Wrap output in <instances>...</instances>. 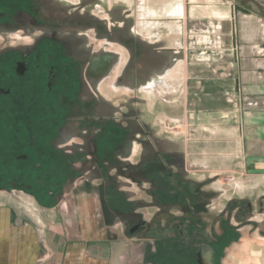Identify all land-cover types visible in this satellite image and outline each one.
Masks as SVG:
<instances>
[{
    "label": "rangeland",
    "instance_id": "374dc122",
    "mask_svg": "<svg viewBox=\"0 0 264 264\" xmlns=\"http://www.w3.org/2000/svg\"><path fill=\"white\" fill-rule=\"evenodd\" d=\"M178 1L109 0L131 9L137 28L150 30L152 38L164 39V45L173 46L181 39L185 49L210 50L199 56L197 52L193 53L195 58L191 62H197L198 57L210 59L208 62L212 61L231 76L230 65L234 60L231 22L221 21L219 13L212 20L210 11L206 9L208 0H202L205 3L199 0L204 7L193 9L188 4L191 0L182 7H177ZM180 8L184 11L182 24L180 19H169L166 14L167 10H172L170 17L175 18ZM165 17L167 19H163ZM50 49V53H43L37 62L39 68L32 64L29 74L23 78L14 74L16 59L0 62V83L20 82L17 96L20 102L6 101L0 96V200L8 199L18 211L31 210L38 214L39 228L50 227L53 223L70 227V232H74L86 224L87 227L104 228L106 240L123 247L128 244L139 248L134 244L136 239L126 233L127 228L139 218L145 219L151 226L147 242L157 244L166 237L165 234L168 239L172 235L178 237L174 227L179 224L178 213L188 216L187 235L194 230V223L190 221L197 216L194 211H201V219L207 222L206 211L211 207L208 205V194L212 190L224 193L223 189H226L225 192L230 191L234 196L264 193V180L240 183L237 176L227 172L199 177L189 171L185 139L178 124L173 121L177 108L173 104L167 111L168 115L164 113V97L171 102L176 96L174 93L165 96L160 86L155 93L146 95L148 105L141 108L152 112L148 119L151 129L149 138H144L142 130L137 129L133 114L126 112V105L123 109L118 107V124L113 125L118 134H113V137L102 135L101 138V135L88 132L94 130L96 121L94 118L84 120L83 104L76 100L73 106L65 109L45 89V69L55 48ZM57 53L61 59L60 63L55 62L57 70L61 71L59 84L75 88L77 74L73 69L77 66V57ZM67 63L71 65L69 70H66ZM76 91L73 89V92ZM104 93L117 95L114 90ZM69 95L66 99L70 98ZM84 131L86 138H82ZM199 133L211 135L208 132ZM213 146L201 142L195 144V149L209 147L211 150H222L223 144L219 142ZM21 155H26V158L21 159ZM82 162H86L85 168L80 167ZM224 204L220 202L214 209H221ZM26 215L22 213L24 220H30L26 219ZM186 241L183 238L179 244L162 252L156 246L149 249L141 246L139 250L142 249L140 252L145 259L130 258L136 264H191ZM251 258L253 264L261 263L259 252Z\"/></svg>",
    "mask_w": 264,
    "mask_h": 264
},
{
    "label": "flooded vegetation",
    "instance_id": "af4514ba",
    "mask_svg": "<svg viewBox=\"0 0 264 264\" xmlns=\"http://www.w3.org/2000/svg\"><path fill=\"white\" fill-rule=\"evenodd\" d=\"M140 24L143 25L142 22ZM151 34L148 29L137 28L131 9L109 0H0V62L16 59L14 74L23 78L29 74L32 64L39 68L37 62L43 53L55 48L45 69V89L65 109L79 100L85 110L82 115L84 120L94 118L96 121L97 128L88 132L101 135V138L102 135L113 137L118 132L113 125L118 124V107L123 109L124 105L127 114H133L137 129L142 130L144 138H149L151 129L148 119L152 112L148 108L146 111L141 109L148 105L146 95L149 90L164 85L165 77L186 60L190 64L195 58L193 53L197 52L199 56L210 51H200L199 48L196 51L192 47L185 49L181 39L173 46L164 45V39L153 36L154 40ZM56 51L68 57H77V66L73 69L77 74L75 88L59 84L61 71L57 70L55 62L61 59ZM69 66L67 63L66 70L70 69ZM234 78L235 93L238 95L235 73ZM19 83H0V96L6 101L20 102L17 98ZM73 89L78 92H73ZM106 90H114L117 95L108 96L104 93ZM67 94H70L68 99ZM82 138H86V131ZM21 156L26 158V155ZM71 165L74 169V161ZM85 166L86 162L80 164L81 168ZM214 191L208 194V205L212 208L206 211L207 222L201 219V211H194L197 216L190 219L191 224L194 223L190 235L185 230L189 228L186 225L188 216L183 213L176 215L179 224L174 227L178 237L172 235L168 239L165 234L160 243L147 242L151 226L143 218L129 226L126 233L136 239L134 244L139 248L156 246L159 251L170 250L186 238L191 264L233 263L230 257L235 249L232 248H238L246 226L258 224L256 206L264 210V197L256 202L236 197L224 200L223 193ZM220 202L225 203L224 206L214 209Z\"/></svg>",
    "mask_w": 264,
    "mask_h": 264
},
{
    "label": "crops",
    "instance_id": "0c3cea01",
    "mask_svg": "<svg viewBox=\"0 0 264 264\" xmlns=\"http://www.w3.org/2000/svg\"><path fill=\"white\" fill-rule=\"evenodd\" d=\"M187 2L179 0L177 7ZM199 2L191 0L189 8L204 7L200 3L205 2ZM206 4L212 20L219 13L220 20L231 22V27L235 21L239 93H235L234 60L230 65L231 76L212 61L208 62L210 59L198 57L197 62L190 64L186 60L160 85L162 94L176 96L171 102L164 97V113L168 115L173 104L177 108L173 121L185 139L190 172L199 177L227 172L237 176L240 183L264 180V0H208ZM171 11L167 10V17L180 19L182 24V8L177 10L175 18L170 17ZM231 37L233 40L232 28ZM157 88L150 89V95ZM199 132L211 135L203 136ZM201 142L207 146L222 142L223 147L215 151L209 147L195 149V144ZM225 191L224 200L236 197L256 202L264 197V193L234 196ZM14 206L8 199L0 200V264H136L130 256L134 260L144 258L142 249L128 244L123 247L104 239V228L85 224L70 232V227L52 223L43 229L39 228L38 214L31 210L18 211ZM256 210L258 224L245 227L240 246L232 248L235 251L230 264H253L251 257L258 252L261 261L258 264H264V232L260 233L264 231V210L257 206ZM24 212L30 220H24Z\"/></svg>",
    "mask_w": 264,
    "mask_h": 264
},
{
    "label": "water",
    "instance_id": "95a60500",
    "mask_svg": "<svg viewBox=\"0 0 264 264\" xmlns=\"http://www.w3.org/2000/svg\"><path fill=\"white\" fill-rule=\"evenodd\" d=\"M234 16V13H233ZM232 27H233V48H234V56H235V63H234V69H235V76H236V92L239 93V80H238V52H237V44H236V38H235V32H236V26L235 21H232ZM21 72V71H20ZM25 158V156H22Z\"/></svg>",
    "mask_w": 264,
    "mask_h": 264
}]
</instances>
